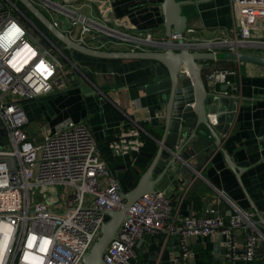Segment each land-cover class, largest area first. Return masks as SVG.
Instances as JSON below:
<instances>
[{"label":"built area","instance_id":"2783aa9c","mask_svg":"<svg viewBox=\"0 0 264 264\" xmlns=\"http://www.w3.org/2000/svg\"><path fill=\"white\" fill-rule=\"evenodd\" d=\"M36 1L48 9L55 25L62 23L57 18L60 14L68 17L69 32L73 36L79 27L80 36L76 38L83 41L87 39L83 36L86 32L95 30L130 42L132 49H160L168 44L150 34L128 35L77 13L60 0ZM236 3L241 21L240 28L233 29L232 37L197 39L186 45L200 50L264 55V0H236ZM13 25L18 32L12 31ZM253 30L258 31L256 38L252 37ZM6 36L9 38L5 39ZM180 37L173 34L177 45H181ZM63 57L71 63L73 71L65 69ZM235 73L226 67H216L206 81L208 85L224 83L237 88L230 79ZM75 75L85 78L82 65L66 55L15 0H0V125L6 133L0 143V264H83L85 254L108 219L106 210L124 205L121 181L102 157L88 123L66 120L41 142L29 140L26 129L29 118L23 101L48 94ZM144 146L139 127L118 133L110 143L117 155L134 157ZM59 187L66 191L63 202L57 197L61 193ZM231 204L235 212L229 217L209 207L203 216L175 219L166 191L156 188L129 207L128 218L105 251V264H142L136 245L144 234L178 236L181 253L173 264L191 255L193 237L213 234L225 236L226 256L232 264L238 259L248 264H264L258 261V249L264 244L263 231L248 211ZM244 225L252 230L241 243L235 231ZM239 248L243 249L242 254L238 253Z\"/></svg>","mask_w":264,"mask_h":264},{"label":"crops","instance_id":"0c3cea01","mask_svg":"<svg viewBox=\"0 0 264 264\" xmlns=\"http://www.w3.org/2000/svg\"><path fill=\"white\" fill-rule=\"evenodd\" d=\"M60 1L77 13L93 17L128 35L150 34L157 41H168L164 0ZM182 8L188 18L187 29H191L186 43L232 37L233 29L240 28L236 0H194ZM257 33L253 30L252 37L256 38ZM93 35L94 32L90 34ZM93 46L132 49V44L123 39H104ZM72 54L83 65L85 78L79 75L68 77L64 85L55 86L50 93L23 101V109L29 118L26 126L29 140L41 142L66 120L88 123L101 145L102 157L108 162L110 171L122 181L121 188L126 190L139 181L149 167L161 139L169 138L166 117L171 89L156 87L170 77L169 71L161 62L150 59H103L79 52ZM216 67L236 71L230 77L237 88L228 86L223 90L224 83L209 85L212 91L221 95L237 96L228 131L225 134L219 132L220 144L209 131L206 136L199 135V139L193 140L195 149L191 158L172 165L156 188L166 191L172 205L171 216L175 219L186 215L203 216L209 207H215L229 217L235 212L233 202L248 211L264 232V65L212 61L204 68L205 79ZM85 81L89 85L87 88L83 85ZM226 105L228 108L232 103ZM226 122V119L220 120L217 125ZM138 127L158 147L152 159L148 161L145 157L142 161L147 165L145 169L137 163L142 152L135 157L123 156L114 153L110 147L118 133ZM199 128L208 130L204 125ZM182 132L177 147L186 142ZM189 147L192 144L186 145L185 149ZM227 156L241 168L240 173L229 166ZM251 230V226L244 225L236 229L235 236L242 243ZM242 248L238 249L239 254L243 253ZM136 249L142 264H173L181 253L178 236L165 234L142 237ZM226 253L223 235L193 237L191 255L179 264H232ZM258 261L264 263V244L258 249ZM236 264L248 263L238 259Z\"/></svg>","mask_w":264,"mask_h":264},{"label":"water","instance_id":"95a60500","mask_svg":"<svg viewBox=\"0 0 264 264\" xmlns=\"http://www.w3.org/2000/svg\"><path fill=\"white\" fill-rule=\"evenodd\" d=\"M15 1L26 7L64 45L66 50L103 59L155 60L164 64L169 71L170 77L156 86L157 88L171 89L166 117V128L170 131L169 138L161 139L155 158L142 174L138 183L128 191L121 189V196L124 200L123 207L106 210L108 219L103 223L101 233L92 248L83 258V264H105V251L116 237L123 221L128 218L129 207L142 195L153 193L172 165L191 158V154L195 149L193 140L199 139V135L206 136L209 131L216 138V143L220 144L219 132L222 134L227 133L228 124L232 121L234 109L236 108L237 96L230 97V95H221V93L212 91L204 76L205 66L212 61H242L264 65V55L250 51L200 50L187 46L186 38L190 36V33L187 29L188 18L183 14L182 5L194 2V0H164L163 10L166 18L167 46L160 49L129 50H113L93 46L94 42L98 40L117 39L107 35L92 37L85 41L77 39L69 32V19L65 15H59V19L63 24L57 26L36 0ZM173 34L181 35L178 40L181 45H177V42L173 39ZM87 83L86 81L83 82L86 88L89 86ZM227 88L228 85L224 84L222 86L223 90H227ZM226 103H232V106L227 108ZM225 119L227 125H217L220 120ZM202 125L206 126L208 130L199 128ZM181 130L183 136L187 139L186 142L177 147ZM175 137L177 138L175 139ZM190 144H192V147L185 149V146ZM100 146L98 142V147L100 148ZM176 147L177 149H175ZM227 161L232 169L240 173L241 168L228 156ZM155 173L157 174L156 177L154 176ZM142 237H147V234Z\"/></svg>","mask_w":264,"mask_h":264},{"label":"rangeland","instance_id":"374dc122","mask_svg":"<svg viewBox=\"0 0 264 264\" xmlns=\"http://www.w3.org/2000/svg\"><path fill=\"white\" fill-rule=\"evenodd\" d=\"M64 4H66V3H64ZM67 6H70V5H68V4H66ZM25 8V10H26V12L28 13V15L35 21V23L36 24H38L39 26H40V28L49 36V37H51L63 50H64V52L66 53V55H68L70 58L72 57V58H74V59H76L80 64H81V62L79 61V59H77L76 57H74V55L72 54V53H75V52H71L70 50H66L65 48H64V45L61 43V42H59L46 28H45V26L37 19V18H35L27 9H26V7H24ZM44 9H45V12L49 15V11H48V9L46 8V7H43ZM68 18V17H67ZM69 19V18H68ZM93 32H94V34L95 35H93V36H90V34L92 35L93 34ZM100 35H103L102 33H100V32H98V31H95V30H92V31H88V32H86L83 36H84V38L86 39V38H92V37H99ZM73 36L76 38L77 36H80L79 35V27H76V29H75V32H74V34H73ZM95 44H99V43H101V41L100 40H98V41H96V42H94ZM257 51H259V50H257ZM64 58V61H65V69L66 70H69V71H73V69L71 68V63L69 62V61H67V59H66V57H63ZM82 65V64H81ZM83 66V65H82ZM71 75V74H70ZM69 75V76H70ZM2 129V125H0V143H1V136L2 135H6V133H5V130H1ZM58 190H59V192H61V193H59L58 195H57V197L59 198V200L60 201H64V197H65V195H64V193L66 192V191H64V188H62V187H59L58 188ZM63 191V192H62ZM50 195H51V193H50ZM264 233V232H263Z\"/></svg>","mask_w":264,"mask_h":264},{"label":"trees","instance_id":"16d2710c","mask_svg":"<svg viewBox=\"0 0 264 264\" xmlns=\"http://www.w3.org/2000/svg\"><path fill=\"white\" fill-rule=\"evenodd\" d=\"M19 6L22 8V10L24 12H26L24 6H22L21 4H19ZM26 14L28 15L27 12H26ZM230 79L233 80L231 77H230ZM144 139H145V146L143 147L142 153L140 154V156L142 158L140 157L141 160L138 159L137 163H140L143 166V168L145 169L147 167V165L143 164L142 161L144 160L145 157H147L148 161L150 159H152V157L155 154V152L157 151L158 147H157V143L152 138H150L149 136H144ZM121 183H122V181H121ZM137 183H138V181L133 183L131 185V187L127 188L125 191H128V190L132 189Z\"/></svg>","mask_w":264,"mask_h":264},{"label":"snow or ice","instance_id":"6c2138e0","mask_svg":"<svg viewBox=\"0 0 264 264\" xmlns=\"http://www.w3.org/2000/svg\"><path fill=\"white\" fill-rule=\"evenodd\" d=\"M12 31H13V32H18V31H19V29H18V28H16V26H15V25H13V26H12ZM9 35H11V33H10ZM8 38H9V37H7V36L5 37V39H8Z\"/></svg>","mask_w":264,"mask_h":264}]
</instances>
